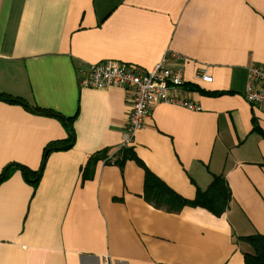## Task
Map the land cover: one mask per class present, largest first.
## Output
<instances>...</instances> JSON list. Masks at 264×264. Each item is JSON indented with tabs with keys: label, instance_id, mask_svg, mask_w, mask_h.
<instances>
[{
	"label": "crops",
	"instance_id": "1",
	"mask_svg": "<svg viewBox=\"0 0 264 264\" xmlns=\"http://www.w3.org/2000/svg\"><path fill=\"white\" fill-rule=\"evenodd\" d=\"M167 51L185 59L199 110L156 106L131 143L136 159L96 161L82 181L88 157L122 143L129 107L124 90L80 79L104 60L149 71ZM262 63L264 0H0V93L74 118L75 134L34 189L12 165L37 172L43 147L68 134L0 100V264H244L241 238L264 235V111L242 95L246 68ZM142 166L187 201L222 175L229 208L173 211L157 191L146 201Z\"/></svg>",
	"mask_w": 264,
	"mask_h": 264
},
{
	"label": "built area",
	"instance_id": "2",
	"mask_svg": "<svg viewBox=\"0 0 264 264\" xmlns=\"http://www.w3.org/2000/svg\"><path fill=\"white\" fill-rule=\"evenodd\" d=\"M183 60L179 55L167 51L149 71L116 60L90 65L89 71L79 81L80 87L98 90L118 88L126 93L129 110L125 117L122 143L118 147H131L135 135L143 129L152 110L158 105L199 110L185 96L183 68L178 65ZM246 71L247 83L242 93L244 101L264 111V64H251ZM199 78L206 83L212 81L203 73Z\"/></svg>",
	"mask_w": 264,
	"mask_h": 264
},
{
	"label": "trees",
	"instance_id": "3",
	"mask_svg": "<svg viewBox=\"0 0 264 264\" xmlns=\"http://www.w3.org/2000/svg\"><path fill=\"white\" fill-rule=\"evenodd\" d=\"M0 100L9 104H18L25 108V110L35 114V115H42L46 117H52L61 121L62 126L66 130V134L68 137L65 141H55L49 143L43 147V154L41 160V164L39 169L36 171H31L23 166L20 165H12L15 168L21 171L24 180L30 184L34 189H36L42 175L43 168L45 166L47 157L49 154L57 151H61L60 148L65 145L71 144L70 147L74 144L75 134H73L72 123L74 118H66L54 111L39 109V107H31L29 106L24 100L16 97H12L10 95L1 94L0 93ZM257 131V128L255 127ZM134 152L132 147H116L112 149H104L102 151L96 152L88 157V162L84 168H82L79 172L81 175V180H87L92 177V165L96 161H101L105 165H118L122 167L123 164L127 160L136 159L134 157ZM145 174L144 179V188H145V200L149 201V195L153 191H157L158 197L159 195L163 196L164 199L173 197V199L178 203L177 207L173 208V211H179L183 206L188 207H200L205 208L208 212L213 214L214 216H221L223 215L229 208V203L231 202V195L229 188L225 182V179L222 175L213 177L211 184L209 185L208 189L204 192L197 191L194 200L187 201L179 198L176 195H173V192L167 188L161 181L157 179L148 169L142 166ZM1 172L3 174L4 170ZM0 174V178L2 175ZM8 173L4 174L5 177L1 182H3L7 177ZM0 182V183H1ZM171 200V199H169ZM169 207L170 206H166ZM243 242H246L250 245L252 251L251 253H245L244 255V264H264V235L256 234L248 237L241 238Z\"/></svg>",
	"mask_w": 264,
	"mask_h": 264
},
{
	"label": "water",
	"instance_id": "4",
	"mask_svg": "<svg viewBox=\"0 0 264 264\" xmlns=\"http://www.w3.org/2000/svg\"><path fill=\"white\" fill-rule=\"evenodd\" d=\"M71 144H69V145H65V146H62L61 148H60V150H68V149H70L71 147ZM6 172H7V168L4 170V172H3V174H1L2 175V177L0 178V182L3 180V178L5 177V175L4 174H6Z\"/></svg>",
	"mask_w": 264,
	"mask_h": 264
}]
</instances>
